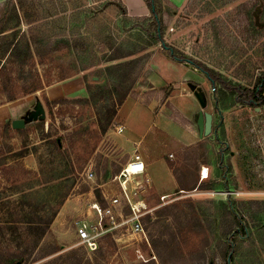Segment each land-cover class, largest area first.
<instances>
[{
  "label": "rangeland",
  "instance_id": "obj_1",
  "mask_svg": "<svg viewBox=\"0 0 264 264\" xmlns=\"http://www.w3.org/2000/svg\"><path fill=\"white\" fill-rule=\"evenodd\" d=\"M245 1L155 0L154 9L168 21V48L244 85L240 66L257 74L264 62L256 32L264 23L259 11H237ZM35 12L40 19L29 22ZM153 19L146 0H0V264L28 256L35 237L27 228L54 212L24 264H201L199 256L202 264H264V106L234 103L192 65L173 61L154 37ZM59 37L85 44L51 51ZM195 92L214 120L204 138ZM38 101L45 118L12 129ZM124 103L149 111L142 133L117 116ZM172 122L187 131L185 143L165 129ZM193 138L201 139L196 147L186 144ZM134 142L150 162L172 166L156 181L145 171L122 184L116 176ZM200 163L209 178L180 191L177 174L185 181ZM114 197L123 215L128 201L144 203L143 234L106 220L98 226L93 204ZM223 206L248 225L245 237L231 231ZM84 220L97 226L96 250L78 242L74 222Z\"/></svg>",
  "mask_w": 264,
  "mask_h": 264
},
{
  "label": "trees",
  "instance_id": "obj_2",
  "mask_svg": "<svg viewBox=\"0 0 264 264\" xmlns=\"http://www.w3.org/2000/svg\"><path fill=\"white\" fill-rule=\"evenodd\" d=\"M154 1L155 0H146L147 6L149 7L150 10H152V13L154 15L153 22L151 23L152 30L154 31V37L161 42L164 49L168 50L169 52L168 55L173 61L178 63H189L190 65H192L194 68H196L206 77V79L210 82L213 91H216L218 89L221 93V96L233 97L234 103H237L244 107H252V108H259L264 106V62L262 64V67L256 69L258 70L257 74L250 73L249 70H245L243 66H240V68L237 70L236 77L238 78L239 76L237 74H242V77L240 79L246 81V83L242 85L240 83H234L232 81H229L226 77H223L218 71L208 67L205 63H202L191 57H188L184 53L178 52L173 48H168L164 39L162 38L163 31L166 28L168 21L164 22L163 19L158 15V12L154 9L155 8ZM237 11H259L261 21L262 23H264V0H247L245 2H242L238 5ZM12 15L15 17L17 16L14 13V11ZM39 19H40V15H38V13L36 12L32 14V16L28 17L29 22L38 21ZM150 31L151 29L149 28L148 32ZM256 32H257V36H260L259 39L264 38V24L262 25L261 28L257 29ZM84 44H85L84 41L80 37L72 40L68 38L59 37L50 40L49 47L51 51H60L63 49H79ZM262 45H264V43ZM115 50H118V48L114 49V51ZM121 57L122 55L119 54L109 58V60L121 58ZM96 87L98 90H101L103 88V86H96ZM87 89L90 91V86H87ZM90 98L94 99V94L92 91L90 92ZM225 148H226V144L223 146L222 149L224 150ZM245 152L249 153L248 151ZM176 178L179 184V188L181 190H187L183 188L185 184H183V182L179 180V177L176 176ZM186 181H188V179H185V182ZM223 208H224L223 211L224 215L225 214L229 215L233 219L232 222L233 229H231V231H234L240 237H245L248 232L247 230L248 225L246 223H242L243 219L239 217L238 214L233 213L230 209H227L225 206H223ZM55 214L56 213L54 212L53 216H55ZM52 218L48 220L32 223L27 228V230H29L32 234H34L35 237L34 238L35 241L34 242L31 241L32 244H30L29 246L30 251L28 252V256L35 250L37 246V242L40 240V238L48 231ZM229 250L231 252V247H229ZM10 256H13L15 258L14 263H18V264H24V262H26L28 258L27 254H25L24 252L18 255L14 254ZM230 261L232 262L231 257H230ZM197 262L202 264V259L200 258V256L197 258Z\"/></svg>",
  "mask_w": 264,
  "mask_h": 264
},
{
  "label": "built area",
  "instance_id": "obj_3",
  "mask_svg": "<svg viewBox=\"0 0 264 264\" xmlns=\"http://www.w3.org/2000/svg\"><path fill=\"white\" fill-rule=\"evenodd\" d=\"M124 130V125H118L116 127V131L118 133H124ZM138 144L139 142L133 143V145L135 146L133 154L123 166L119 175L116 176L117 179L122 181V184L133 177L142 176L146 170L145 162L137 148ZM87 177L91 178L92 174L90 173V175H88ZM128 205L130 206V211L127 214L123 215L122 208L119 207V200L117 197L108 199V204L103 207L99 206L97 203L93 204V208L96 210L98 226L100 227L102 221L106 220L109 224H111V228H115L116 226H127V228L130 229L133 234H143L141 220L146 212V209H144V203L139 201L136 204H132L128 201ZM119 218L120 222L118 221ZM116 223H118V225H116ZM74 225L77 232L78 242L90 251L96 250L98 237L96 236V234H94V231L95 229H97V226L90 227L85 220L74 222ZM91 228H94L93 234L91 232Z\"/></svg>",
  "mask_w": 264,
  "mask_h": 264
},
{
  "label": "crops",
  "instance_id": "obj_4",
  "mask_svg": "<svg viewBox=\"0 0 264 264\" xmlns=\"http://www.w3.org/2000/svg\"><path fill=\"white\" fill-rule=\"evenodd\" d=\"M126 103V102H125ZM123 104L121 106V108L118 110V114L117 116L119 115L120 117L124 118L125 121L127 122V126H135L136 125V131H139V132H143L144 131V125H145V121H147L149 119V111H145L144 109H141V108H133L132 105H129V104ZM180 110V108L178 109ZM213 129H212V132L215 131V126H214V120H213ZM165 129L170 133V135L178 142H183L185 143L186 140H187V131L183 128V125L178 123V122H172L171 124H166L165 125ZM133 131H131L132 133ZM129 132V134L125 137V139L122 141V144L125 148L127 149H130L131 148V144L133 141H131L133 138H135V135L134 134H131ZM198 136H199V133H198ZM200 138V137H199ZM201 141V139H192V141L190 142H187L186 144H193L194 147H196V143ZM132 155V154H131ZM142 158L146 164V177H147V180H158V170H167L169 169L168 167H170V165L172 166L171 163H165L164 159H160V158H157L155 160V162H150L148 159L149 157L147 156V154H144L142 152ZM196 170L193 172V175L191 174V177H189L188 181H182L180 178L179 180L181 182H183L184 187L185 189L187 190H193L195 188L198 187V185H200L199 183H201L203 180H206L209 178L210 176V172H209V166L205 163H200L199 166L195 167ZM204 168H207L208 170V177L207 178H202L201 177V174L203 172V169ZM178 177H179V174H177ZM174 179V178H173ZM154 181V182H155ZM174 181V180H173ZM175 182V181H174ZM179 187V186H178ZM180 191H184V190H181L179 188Z\"/></svg>",
  "mask_w": 264,
  "mask_h": 264
},
{
  "label": "water",
  "instance_id": "obj_5",
  "mask_svg": "<svg viewBox=\"0 0 264 264\" xmlns=\"http://www.w3.org/2000/svg\"><path fill=\"white\" fill-rule=\"evenodd\" d=\"M195 97L197 98L201 110L197 114V127L199 132V137L204 138L209 136L212 133V127H213V116L211 113L203 111L206 104L205 101L202 99V96L198 93H194ZM45 118V110L41 102H37L35 107L33 108L30 113L24 117L23 119H15L11 121V127L12 129H21L25 126V123L35 121V120H41ZM18 264V263H16Z\"/></svg>",
  "mask_w": 264,
  "mask_h": 264
},
{
  "label": "bare ground",
  "instance_id": "obj_6",
  "mask_svg": "<svg viewBox=\"0 0 264 264\" xmlns=\"http://www.w3.org/2000/svg\"><path fill=\"white\" fill-rule=\"evenodd\" d=\"M206 177H208L207 168H204L202 172V178H206Z\"/></svg>",
  "mask_w": 264,
  "mask_h": 264
}]
</instances>
